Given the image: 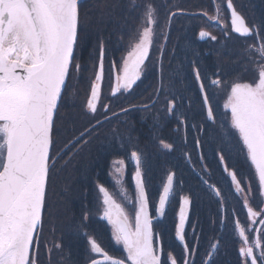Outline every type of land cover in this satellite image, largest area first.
<instances>
[{
    "label": "snow or ice",
    "instance_id": "snow-or-ice-1",
    "mask_svg": "<svg viewBox=\"0 0 264 264\" xmlns=\"http://www.w3.org/2000/svg\"><path fill=\"white\" fill-rule=\"evenodd\" d=\"M81 3L82 0H0V264H37L35 254L45 225L50 171L54 169L57 159L52 155L54 128L59 120L62 98L71 88L73 75L80 69L75 62V53L81 26ZM129 6L140 7L137 0H130ZM226 8L230 10L231 31L242 37H255L256 44L247 51L250 58L254 55L258 59L253 60L256 77L251 82H233L229 86L230 91L223 107L230 111V128L225 130L224 135L231 136V130H234L238 136L246 150V158L254 168L258 195L264 198V26L250 27L232 0H226ZM215 13L210 16L205 12L203 15L213 27L224 30L226 26L221 22L219 4L216 5ZM171 15L175 16L176 13ZM157 22L155 7L151 3L144 4L138 24L129 36L126 55L121 57L119 63L115 60L110 62L109 79L114 84L111 95L131 92L141 80L153 48ZM228 34L225 31L226 37ZM199 37L216 40L215 36L204 30L199 32ZM164 39L167 40V37ZM160 71L161 80L155 99L151 104L142 105L143 109L154 106L160 95L165 93L162 67ZM193 75L207 119L215 121L199 67H193ZM104 80V51L101 46L86 107L93 115L99 107L104 116L103 119L96 117L92 127L86 129L89 135L98 132L104 122L110 119L107 115L110 106L100 104ZM210 84L222 87L219 78L211 79ZM174 109L175 98L168 99V114L172 115ZM121 111L129 112L131 107ZM179 123L187 127L184 119H180ZM221 127L225 126L222 124ZM80 135L84 136L85 133ZM82 142L87 143V139ZM196 143L199 145L198 140ZM161 145L169 151L173 148L172 144L163 141ZM188 159L190 161L191 158ZM128 160L133 166L131 179L134 181V200L125 186V159H115L111 163L109 175L114 180L115 190L97 184L98 218L111 226L112 239L116 245L123 246L126 256L121 259L110 255L95 237L84 231L88 220L86 211L76 227L87 238L91 257L89 264H178L171 253L165 256L163 246L159 243V234L153 231V217L149 211L143 172V154L132 150ZM219 162L223 172L230 177L236 193L242 194L247 216L255 224L260 213L249 206L247 196L252 191L251 184L247 185L246 193L236 171L229 168L222 153ZM174 178L175 173L170 172L158 195L155 209L158 218L164 217L170 198L174 195ZM204 183L223 202L220 189L208 181ZM125 203L131 207V214ZM190 206V198L182 197L178 224L175 226V235L183 245L180 264H195V249H190L185 242ZM259 206L264 210V199ZM261 223L264 225V217ZM234 230L242 241L239 254L244 258V264H257V251L260 264H264V242L259 236L250 242L245 227L238 220L235 221ZM55 247L60 246L57 244ZM211 251H215V246Z\"/></svg>",
    "mask_w": 264,
    "mask_h": 264
},
{
    "label": "trees",
    "instance_id": "trees-1",
    "mask_svg": "<svg viewBox=\"0 0 264 264\" xmlns=\"http://www.w3.org/2000/svg\"><path fill=\"white\" fill-rule=\"evenodd\" d=\"M232 2L250 27L264 26V0ZM87 3L88 0H82L84 6L80 10L81 26L75 54V62L79 64L80 69L73 75L71 88L62 98L59 120L54 130L57 126L68 133L74 129L76 136L85 133L81 140L87 138L92 140V147L86 148V161L90 163L93 153L98 151L101 181L104 180L114 154L119 150L123 152L127 144H130L131 151L138 150L143 154L145 187L149 197V209L155 220L153 231L162 236L165 256L174 253L178 264L183 254V245L175 235L177 225L175 208L178 203L173 205V201L170 200L163 218H158L155 209L167 175L179 166L180 170L184 171V174L177 177L179 195L190 194L192 217L194 220L198 217L201 219L197 222L196 236L201 232L204 240L214 238V241L220 243L218 245L220 247H217L212 256L211 264H242L239 253L231 259H224L221 256L224 240L236 243L234 241L236 231L234 225L232 223L228 225L226 219L224 224L222 223L223 202H220L215 192L209 189L204 181L219 188L221 196L224 194L227 216L232 219L241 206L235 200L236 193L232 191L234 186L230 183V177L223 172L218 154L222 153L229 168L234 169L236 173L239 172L243 177L250 179L253 172L234 130H231L233 135H224L225 130L230 128V111L224 109L225 100L216 95L219 88L211 86L210 80L219 78L223 86L241 77L253 76L256 69L253 60L258 58L254 55L250 58L247 50L256 44L255 37H242L231 31L230 10L226 8V0H137L139 8H131L130 0H90V3ZM146 3H151L155 7L158 22L142 81L131 95L124 93L114 97L110 96L112 84L108 88H105L107 87L105 85L102 96L104 94L108 96L106 100L108 103L102 97L100 104L110 106L107 114L110 119L104 122L98 132L89 135L86 129L92 127L96 117L103 119L104 116L100 108L99 115L95 117L85 111L90 85L99 63L101 46L104 51L105 80L109 82L110 62L115 60L119 63L121 57L126 54L129 36L137 26L143 5ZM217 4L221 8V22L226 26L224 30L213 27L203 15L205 12L210 16L215 15ZM173 12L176 13L175 16L171 15ZM201 30L210 32L216 40L201 39L199 37ZM225 31L229 33L227 37ZM165 36L167 40L164 39ZM194 66L200 69L215 121L207 119L201 93L193 75ZM161 67L166 94L162 93L154 106L143 109L142 105L151 104L155 99L161 80ZM171 98L176 100V109L169 115L167 100ZM129 107L131 111H121ZM180 119L186 121V128L179 123ZM115 124H120V127L115 128ZM222 124L225 126L224 130ZM128 125H131V131L127 132L125 128ZM197 140L199 145L196 143ZM226 140L232 143L225 145ZM161 141L173 145L171 151L164 149L165 157L160 154V150L163 149ZM231 144L235 147L231 148ZM188 157L191 158V162ZM66 186L78 191V184L67 183ZM71 218V212H59L57 220L59 229L56 236L58 240L67 236L75 240L74 236L79 238L83 236L78 233L76 227L72 234L71 230L67 229V225L72 222ZM98 224L94 227L97 241L103 248L113 252L115 245L104 244L112 241L107 223L100 220ZM191 226L185 234L193 229ZM73 242L77 247L79 242ZM187 244L190 249L193 248L191 244ZM210 245L211 243L205 245L203 257L204 253L210 255L212 247ZM86 246L84 241L74 256L63 248L55 250L51 260L48 259L46 250L41 247L38 249L37 264H88L90 260L84 256ZM203 262L200 259L195 260V264Z\"/></svg>",
    "mask_w": 264,
    "mask_h": 264
},
{
    "label": "flooded vegetation",
    "instance_id": "flooded-vegetation-1",
    "mask_svg": "<svg viewBox=\"0 0 264 264\" xmlns=\"http://www.w3.org/2000/svg\"><path fill=\"white\" fill-rule=\"evenodd\" d=\"M98 1V0H96ZM109 1V0H108ZM88 3H90V0H88ZM87 3V4H88ZM112 3V2H111ZM82 6L84 4L81 3L80 10L82 9ZM226 14V13H225ZM224 14V15H225ZM229 16V14H228ZM126 55V54H125ZM124 55V56H125ZM147 63V62H146ZM256 67V65H255ZM143 77V76H142ZM256 77V70L253 71V76H245L241 77L236 80V82H251L254 78ZM110 81V80H109ZM142 78L140 81L137 82V85L141 83ZM112 85L114 86L113 82ZM133 87V90L129 93L131 95L136 86ZM212 90V89H211ZM213 92V91H212ZM216 95H218V91L216 92ZM219 96V95H218ZM226 102V98H225ZM226 110V109H225ZM85 111L90 114L92 117L98 116L99 115V109L95 115L90 113L85 107ZM228 111V110H226ZM229 112V111H228ZM130 119V118H129ZM61 125V124H60ZM115 128L120 127V124H115ZM125 127V126H124ZM225 128V127H224ZM223 128V130H224ZM125 129L128 131H131V125H128ZM58 133V134H57ZM79 137V140L77 138ZM82 136L78 135L76 136L73 132L68 133L64 132L59 126H57V129L54 130V136H53V150H52V155L54 157H57L56 159V164L55 167L52 171H50V179H49V187H48V192L46 196V216H45V225L43 228V233L40 236V242H39V248L41 247L46 250L47 252V257L49 260H51L53 256V252L55 250L63 248L67 252L71 254V256H74L76 253L79 252V249L82 246V243L85 241L87 246H86V256L90 260V253H89V245L87 238L83 235V232L77 229V225L81 223V217L82 215L87 211L88 212V220L85 222L87 224V228L84 229V231H87L90 236L95 237L94 234V227L95 225H99L98 222L101 220L98 218V211H99V203H98V191H97V184H104L106 187H109L110 190H115L113 188L114 185V180L110 177L109 173L111 171V163L115 159H125L126 164H127V171L124 176V181H125V186L128 190L129 195L132 196L133 200L135 199V193H134V181L131 179L132 172H133V166L132 163L128 160V155L131 152L130 144H127L124 151L122 152L121 150L117 151L113 158L110 160L109 167L107 170L106 175L104 176V180H100V169H99V153L98 151L93 153L92 160L90 163L86 161V148L92 147V140L90 138H87V143H83L82 141L85 139H80ZM76 141L75 144L72 142ZM224 142V140H223ZM225 145L232 143V141L226 140ZM241 143V142H240ZM242 144V143H241ZM226 147V146H225ZM231 148H234L235 146L233 144L230 145ZM246 152V150H245ZM218 154V158L219 155ZM189 156V155H188ZM191 162V161H190ZM88 163V164H87ZM250 163V162H249ZM251 165V164H250ZM252 167V172H253V177L250 179L247 177H243L242 175L237 172V177L240 179L241 184L243 187H245V192L247 193V185L250 183L251 184V193L247 196L249 206L253 207L254 210L258 211L260 215L256 218V223L253 224L251 221V218L247 216V210L243 206L244 200L242 194H238L235 191V188H232V191L236 193V199L239 202V205L241 208L232 216L230 217L227 216L226 212V207H225V201L226 197L224 194H222L223 199V204L222 205V216H223V224L225 222V219L228 221V225L232 223L233 225L235 224V221H239L240 225L245 227L246 229V234L249 235V241L252 242L253 238L255 236H259L262 242H264V225L261 223V218L264 217V210L261 209L260 201L264 198L260 197L258 195V181L257 177L254 172V168ZM174 173L176 174V183H177V177H179L180 174H184L183 170H180L179 166L174 168ZM180 171V173H177ZM72 184L74 183L75 185L78 184V191L77 190H72V187L68 188L66 184ZM176 186V185H175ZM188 196L190 198V194H180L179 195V200H178V205L175 208V213H176V224H178V219H179V209L182 206V197ZM117 199L120 200V202L124 203V201L117 196ZM191 200V198H190ZM126 209L129 211L131 214L132 209L125 203ZM174 208V206H173ZM65 211L68 213H72V222L67 225V229L71 230V234L75 232V228L78 230V233H81L83 236L82 237H75V240L70 238V236L63 237L62 239L58 240L57 239V230L59 229V225L57 223L59 212ZM199 216V215H197ZM153 217V216H152ZM201 219L200 217L196 218L195 220L192 217V201H191V206H190V212L188 213V223L186 224V230L193 224L195 221V224H193L191 227L194 228V230L191 228L190 231L185 234V242L189 243L193 246L195 249V255L193 257L194 261L196 260L195 258L197 256H203V252L206 250L205 245L207 244H212V242H216L214 245L215 250H217V247L220 243L217 241H214V238H209L207 240H204L202 238V233H199V236L197 235V222H199ZM104 221V220H102ZM155 221V220H154ZM106 222V221H105ZM107 223V222H106ZM67 224V223H66ZM154 225V224H153ZM109 233L111 240L110 242L104 244L106 246H114V251L109 252L108 250L105 251L109 252L110 255L121 258L123 259L126 256V252L123 251V246L122 245H116L115 241L112 239L111 236V226L108 225ZM91 227H93L91 229ZM233 227V226H232ZM231 227V228H232ZM230 228V229H231ZM91 229V230H90ZM162 236H159V243L162 245ZM96 238V237H95ZM177 240H179L176 237ZM73 241H78L79 244L76 247V244ZM154 241L156 243V238L154 237ZM237 244V248L235 250H231L230 247L228 246L229 243L233 241H223V250L221 253L222 258L224 259H231L234 258L237 251L239 252L240 247L242 246V241L240 240L238 236V232L236 231V237L235 240ZM59 245L60 247L57 248L55 245ZM220 247V246H219ZM218 247V248H219ZM191 248V249H193ZM49 249L51 251L49 252ZM216 252V251H215ZM212 251H210L211 255ZM174 253H172L173 255ZM36 260L38 256V251L35 254ZM174 256V255H173ZM257 264H260V259H259V253L257 251ZM243 258V257H242ZM244 259V258H243ZM89 264V263H88Z\"/></svg>",
    "mask_w": 264,
    "mask_h": 264
},
{
    "label": "rangeland",
    "instance_id": "rangeland-1",
    "mask_svg": "<svg viewBox=\"0 0 264 264\" xmlns=\"http://www.w3.org/2000/svg\"><path fill=\"white\" fill-rule=\"evenodd\" d=\"M108 83H109V84H108ZM111 84H112V82H110V81L108 82V81L105 80V82H104V87H105V85H106L107 87H105V88H108V87H110ZM105 88H104V89H105ZM106 91H107V90H106ZM229 91H230V87L227 86V85H223L222 88L219 87L218 95L220 96L221 99L225 100V98H226V100H227V96H228ZM103 93H104V92H103ZM89 97H90V95H89ZM107 98H108V96H105V94H104L103 99L106 101V100H108ZM102 102H103V101H102ZM106 102H107V101H106ZM107 103H108V102H107ZM160 146H161V145H160ZM179 191H180V190H179L178 185H177V186H176V189L174 190V195L172 196V199H171V202L173 201V205L178 203V200H179ZM212 248H213V247H211L210 250H212Z\"/></svg>",
    "mask_w": 264,
    "mask_h": 264
},
{
    "label": "bare ground",
    "instance_id": "bare-ground-1",
    "mask_svg": "<svg viewBox=\"0 0 264 264\" xmlns=\"http://www.w3.org/2000/svg\"><path fill=\"white\" fill-rule=\"evenodd\" d=\"M160 154H161V156L162 157H165V151H164V149H162V150H160ZM201 208H203L202 207V205H199ZM150 214H151V212H150ZM155 221H153V223H154ZM214 243L215 242H212V244L210 245V246H214ZM216 245V244H215ZM228 246L230 247V249L231 250H235L236 248H237V244H235V243H229L228 244ZM239 252L237 251V254H238ZM172 254V253H171ZM240 255V254H239ZM210 256V259L208 258ZM241 257V256H240ZM196 260L197 259H200V260H203L204 262H203V264H211L212 263V256L211 255H209V254H206V253H204V257L203 256H197L196 258H195ZM241 259V262H242V264H244V259L241 257L240 258Z\"/></svg>",
    "mask_w": 264,
    "mask_h": 264
}]
</instances>
